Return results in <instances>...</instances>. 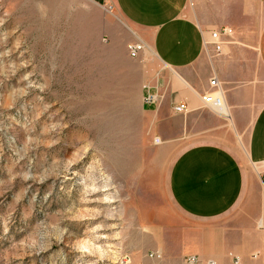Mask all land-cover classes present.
I'll return each mask as SVG.
<instances>
[{
    "label": "rangeland",
    "instance_id": "obj_1",
    "mask_svg": "<svg viewBox=\"0 0 264 264\" xmlns=\"http://www.w3.org/2000/svg\"><path fill=\"white\" fill-rule=\"evenodd\" d=\"M137 37L112 4L0 0V264H264V185H251L242 218L256 216L258 246L176 254L185 237L242 215L209 224L173 202L176 158L205 139L177 131L158 90L169 72L148 47L130 55ZM148 94L158 110H144ZM204 116L206 140L256 174L240 153L247 131Z\"/></svg>",
    "mask_w": 264,
    "mask_h": 264
},
{
    "label": "crops",
    "instance_id": "obj_2",
    "mask_svg": "<svg viewBox=\"0 0 264 264\" xmlns=\"http://www.w3.org/2000/svg\"><path fill=\"white\" fill-rule=\"evenodd\" d=\"M89 1L114 5L136 30L137 40L169 72L158 88L161 105L173 109L186 104L187 110L177 115V131L205 139L184 149L173 164L169 190L175 205L191 219L209 224L241 210L242 217L235 222L201 229L194 242L185 237L176 254L243 252L250 241L258 246L257 239H251L256 216L242 218L252 200L251 185H264V0ZM222 27L232 28L233 33L217 53L205 41L210 40L211 30ZM213 78L223 87L230 126L240 137L247 131L246 147L239 139L240 153L244 160L250 159L256 174L231 150L206 140L204 113L212 109L204 107L200 95L213 90ZM159 107L148 103L144 110Z\"/></svg>",
    "mask_w": 264,
    "mask_h": 264
},
{
    "label": "built area",
    "instance_id": "obj_3",
    "mask_svg": "<svg viewBox=\"0 0 264 264\" xmlns=\"http://www.w3.org/2000/svg\"><path fill=\"white\" fill-rule=\"evenodd\" d=\"M233 30L230 27H222L219 29L210 31V40L205 41L207 47L212 48L215 52L220 53L223 50V46L228 38L232 35ZM145 44L142 41H134L128 45L129 53L132 57H138L140 53L144 50ZM210 85L213 87V90L207 93L200 95V98L204 104V107L210 108L212 110H218L225 106V94L221 83L217 78L210 80ZM156 100L155 94H148L146 101L148 103H153ZM173 110L177 113H183L187 110L185 103L177 104L173 107ZM156 143H161L159 137L155 138ZM234 264H239V258L234 260ZM187 262L190 264H196L199 262V259L196 257H190L187 259ZM207 264H216L215 261L210 260Z\"/></svg>",
    "mask_w": 264,
    "mask_h": 264
},
{
    "label": "bare ground",
    "instance_id": "obj_4",
    "mask_svg": "<svg viewBox=\"0 0 264 264\" xmlns=\"http://www.w3.org/2000/svg\"><path fill=\"white\" fill-rule=\"evenodd\" d=\"M218 114L223 115L225 117H229V107L227 105V103L225 104V106L221 109L215 110Z\"/></svg>",
    "mask_w": 264,
    "mask_h": 264
}]
</instances>
